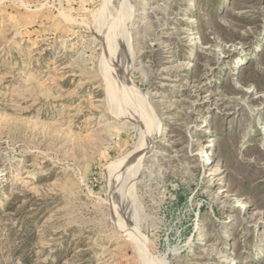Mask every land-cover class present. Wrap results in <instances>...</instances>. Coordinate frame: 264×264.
<instances>
[{
  "label": "rangeland",
  "instance_id": "1",
  "mask_svg": "<svg viewBox=\"0 0 264 264\" xmlns=\"http://www.w3.org/2000/svg\"><path fill=\"white\" fill-rule=\"evenodd\" d=\"M0 264H264V0H0Z\"/></svg>",
  "mask_w": 264,
  "mask_h": 264
},
{
  "label": "bare ground",
  "instance_id": "2",
  "mask_svg": "<svg viewBox=\"0 0 264 264\" xmlns=\"http://www.w3.org/2000/svg\"><path fill=\"white\" fill-rule=\"evenodd\" d=\"M107 71H108V70H107ZM106 74H107V73H106ZM108 76H109V74H108ZM125 120H126V119H125ZM205 154H207V153H205ZM205 154H202V156H204ZM121 161H122V160H121ZM130 162H131V161H130ZM128 165H130V163H129ZM117 166H118V167H115V168H116L115 170L118 171V172L115 171V173H118L117 175H119V174L121 175V172H122L121 169H122L123 164L121 163L120 165H117ZM128 167H129V166H128ZM118 169H120V170H118ZM119 172H120V173H119ZM115 175H116V174H115ZM113 176H114V175H113ZM125 176H126V175H125ZM125 176H124V177H125ZM117 177H118V176H117ZM125 225H126V224H125ZM131 230H132V229H131Z\"/></svg>",
  "mask_w": 264,
  "mask_h": 264
},
{
  "label": "trees",
  "instance_id": "3",
  "mask_svg": "<svg viewBox=\"0 0 264 264\" xmlns=\"http://www.w3.org/2000/svg\"><path fill=\"white\" fill-rule=\"evenodd\" d=\"M179 197V199H181V197L180 196H178Z\"/></svg>",
  "mask_w": 264,
  "mask_h": 264
}]
</instances>
